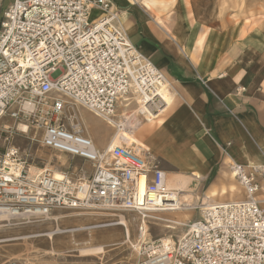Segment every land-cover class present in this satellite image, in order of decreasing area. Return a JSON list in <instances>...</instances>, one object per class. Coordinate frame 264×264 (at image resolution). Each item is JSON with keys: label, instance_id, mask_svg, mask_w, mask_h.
Returning a JSON list of instances; mask_svg holds the SVG:
<instances>
[{"label": "built area", "instance_id": "built-area-1", "mask_svg": "<svg viewBox=\"0 0 264 264\" xmlns=\"http://www.w3.org/2000/svg\"><path fill=\"white\" fill-rule=\"evenodd\" d=\"M95 10L100 13L92 16ZM136 49L113 0H11L5 7L0 13L3 139L11 137L3 122L24 123L39 132L42 146L88 162L91 171L77 176L63 171L59 178L31 172L20 148L8 142L0 149V209L14 216H46L58 207L146 215L171 207L156 156L125 139L100 150L72 122L76 106L110 122L117 101L136 81L141 101L158 114L161 97L152 78L164 80L163 74ZM231 168L243 197L201 202L199 217L176 240L143 243L140 264H264V197L257 196L264 193V164L246 168L235 162Z\"/></svg>", "mask_w": 264, "mask_h": 264}, {"label": "crops", "instance_id": "crops-1", "mask_svg": "<svg viewBox=\"0 0 264 264\" xmlns=\"http://www.w3.org/2000/svg\"><path fill=\"white\" fill-rule=\"evenodd\" d=\"M113 1L129 41L160 70L172 93L151 121L137 120L134 105L126 109L118 101L113 119L135 122L133 141L141 147L126 142L158 158L173 190L180 192L182 182L166 172L206 184L215 202L242 198H236L241 190L232 164H264V20L247 24L239 11L234 20L218 15L212 23L198 7L201 0ZM10 2L2 1L3 10ZM112 133L94 141L96 147L105 148Z\"/></svg>", "mask_w": 264, "mask_h": 264}, {"label": "rangeland", "instance_id": "rangeland-1", "mask_svg": "<svg viewBox=\"0 0 264 264\" xmlns=\"http://www.w3.org/2000/svg\"><path fill=\"white\" fill-rule=\"evenodd\" d=\"M174 1L175 4L177 1L179 4V0ZM188 1L180 0V3L188 4ZM136 2H141V0H136ZM2 5H0V13L3 10ZM178 7L176 6V9ZM185 7L188 9V5L183 6ZM198 7L204 10L206 20L212 23H216L218 15H227L230 20H234L239 11L246 17L247 24L251 22L252 25L258 20H264V0H201L198 1ZM95 14H99V11L95 10L92 16ZM73 111L79 120L83 121L82 124L97 144L102 142L107 134L113 132V128L106 127L104 121L88 110L77 107ZM135 117L138 118L137 120L144 118L141 114ZM6 123L11 127V137L5 141L3 137L7 133H1L0 129V149L8 142L18 146L25 160V167L31 172L45 170L54 171L55 174L66 171L72 176H77L78 172L80 174L84 171L87 174L91 171L88 162L80 158H71L42 146L40 134L35 132L33 127L30 126L26 132H23L17 128L18 122L8 119ZM129 137L130 134H128ZM166 174L168 177L174 175L178 181L182 182L179 185V200L182 205L196 206L195 208L188 207L173 211L156 210L146 215L120 209L65 207L54 208L46 216H11L6 212L5 216L0 218V264H9L12 261L18 264L47 262L54 264H140L143 243L159 238L176 240L185 232L186 225L199 217L198 206L201 202L214 201L212 197H207V192L205 193L206 184H200L196 180H192L189 184L191 176L184 173L175 175L166 172ZM233 181L238 186L236 178H233ZM171 185L168 181V186ZM240 187L238 189L241 193L236 198L243 195ZM121 216L125 218L127 225L113 224L120 221ZM142 221H144V229ZM94 224L106 225L89 230L78 229ZM166 225L174 228H166ZM125 226L129 236L126 235ZM74 228L77 230L67 231ZM140 228L142 231L145 230L144 235H141ZM99 246L103 248V251L96 253L94 248Z\"/></svg>", "mask_w": 264, "mask_h": 264}, {"label": "bare ground", "instance_id": "bare-ground-1", "mask_svg": "<svg viewBox=\"0 0 264 264\" xmlns=\"http://www.w3.org/2000/svg\"><path fill=\"white\" fill-rule=\"evenodd\" d=\"M150 2H152V1H150ZM154 3L155 2H153V4ZM99 13H100V11H99ZM138 52H140V51H138ZM152 81H153V85H154V87L156 89V92L161 97V98L160 97L159 98L161 100L162 106L160 108H158V114H155V112H151V110L148 108V106L143 104V102L141 101L142 97H141V95H139V91L142 89V86L140 85V82H138V81H136L134 84H132V92L128 96H126L125 98L120 99L121 101L124 102V105L127 103L126 104V109L129 106L134 105L133 113H135L136 115H139V114L143 115L145 120H147V121H151V120H154V118H157V116L160 114V112L165 110V108L171 103V99H172V93L168 90V83L165 81V79L164 80H160V79H157V78H152ZM142 92L144 94V98L148 96V94L145 93L143 90H142ZM118 101H117V103H118ZM77 107H79V106L73 107V109L77 108ZM125 112H124V114L126 115ZM113 118H114V114H113L112 120H109L110 122H107L108 125H110L113 128L114 131H113V133H112V135H111V137L109 139V144L105 148H103L104 150H106L107 147L110 144L119 143L120 139H125L127 141L128 134H130L129 141H131V142L133 141V135H132V131L131 130L134 129V124L131 125L132 122H130V125H126L125 122H124L125 121L124 118L123 119H117V120L113 119ZM72 122L75 125L80 126L82 132L87 134L86 128L82 124L83 121L79 120V118H78L76 113H73V115H72ZM3 123H4V125L1 126V128H5V129L6 128H10L9 124H7L6 121L3 122ZM110 126H108V127H110ZM17 128H19V130L23 131V132L27 130V127L25 126V124L21 123V122H20V124H18ZM135 145H137V144H135ZM137 146L141 147V145H137ZM100 150H102V149H100ZM230 170L232 171V173H233V175L235 177L234 169L230 168ZM51 174L54 177L59 178L62 175V172H60V173L56 172L54 174V171H53V172H51ZM166 186H167V184H166ZM169 189L171 190V193H170V196H169V198L167 200L171 201L170 202L171 207L169 209H167V210H172L173 211V210L183 209V208H188V207H190V208H195L196 207V206H185L187 204H183L182 205L181 201L179 200V193L180 192L178 190H173L171 188H169ZM199 206H201V205H199ZM4 213H6V212L3 211L2 209H0V218L5 216ZM110 223L111 222H109V224ZM142 223H143V227L142 228L144 229V221H142ZM113 224H125V225H127L126 220H125V218L123 216L120 217V221L115 222ZM104 225H106V224H94V225H90V226L79 227L78 229H81V230L87 229V230H89V229L96 228V227H101V226H104ZM166 228H174V227H172L171 225H166ZM75 230H77V229L74 228V229H70V230H67V231L73 232ZM125 231H126V235L129 236L128 229H127L126 226H125ZM140 231H141V235L145 234V230L142 231V229L140 228ZM94 250H95L96 253H100V252L103 251V248L99 246V247H95Z\"/></svg>", "mask_w": 264, "mask_h": 264}]
</instances>
